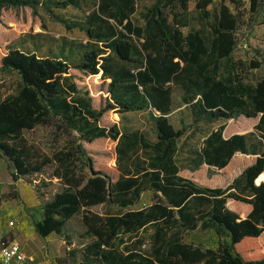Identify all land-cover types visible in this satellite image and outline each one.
<instances>
[{"label":"trees","instance_id":"trees-1","mask_svg":"<svg viewBox=\"0 0 264 264\" xmlns=\"http://www.w3.org/2000/svg\"><path fill=\"white\" fill-rule=\"evenodd\" d=\"M189 1L153 0L136 15V0H0V7H29L34 14L41 9L87 38L77 57L72 43L55 55L12 45L0 62V72L18 77L14 91L0 99V158L12 168L14 182L50 169L47 178L61 188L40 206L34 232L62 234L67 221L80 215L81 236L90 238L80 264H264V76L246 80L261 61L246 64L232 56L238 18L231 6L238 8L239 0H219L214 12L206 9L212 0H196L195 14ZM250 3L255 10L257 0ZM67 7L82 10L83 17L67 24L56 12ZM72 68L109 79L104 106H92ZM172 85L182 91L191 118L180 119V128L169 117ZM107 110L148 111L150 129L102 126ZM239 115L258 118L253 131L223 138V125L209 130L208 124ZM199 122L205 129L193 127ZM36 126L64 133L63 145L43 151L26 136ZM197 131L204 137L192 151L191 170L203 163L222 168L235 152L255 155L254 162L226 187L179 175L178 142ZM100 137L116 141L114 181L93 168L82 144ZM146 191L153 200L134 209ZM228 198L251 206L244 218L227 207ZM98 205L101 212L91 209ZM198 228L213 230L217 245L183 240Z\"/></svg>","mask_w":264,"mask_h":264},{"label":"rangeland","instance_id":"rangeland-1","mask_svg":"<svg viewBox=\"0 0 264 264\" xmlns=\"http://www.w3.org/2000/svg\"><path fill=\"white\" fill-rule=\"evenodd\" d=\"M195 1H189V10L195 14L199 11L195 9ZM251 0H239V7L231 6V11L237 13L238 25L234 32L236 44L232 52L235 60L248 64L251 60H260L258 68L247 71L246 80L254 83L264 76V0H257L255 10L251 7ZM153 0H136V15L144 11L152 4ZM219 5V0H212L206 9L214 12ZM63 17L67 24L78 21L83 17V11L67 7L56 10ZM87 41L84 33L78 28L67 29L63 24L50 19L43 10L38 9L34 14L29 7H0V56L4 48L9 43L28 51H35L39 55H55L59 53V48L63 44L73 47L72 56H78L82 51V46ZM73 81L80 90L86 91L91 97L94 108L99 109L105 104L107 82L100 77V74H88L78 69H70ZM18 77L8 72H0V99L7 93L14 91ZM184 120L187 121L184 110H181ZM180 115L170 116V122L174 127H181ZM257 117L248 118L242 115L226 119L222 123L224 126L223 135L228 136L233 133L253 131L257 122ZM118 122L125 127L144 126V112H129L119 114L114 110L105 111L99 124L110 126ZM218 123L214 124L217 125ZM29 140L35 143L46 153L52 149L63 145L65 134L50 126H36L26 133ZM195 138L191 140L197 143ZM87 154L92 160L93 168L108 174L113 180L117 176L115 170L114 141L109 138H95L91 142H82ZM241 158L233 164V176L237 175L250 162V158ZM12 168L7 160L0 158V209L1 220L6 223L11 221L9 226L12 233L8 236L15 238L25 254L31 256L36 264H80L82 262L81 248L84 243L90 240L89 237L81 236L84 230L80 221V215H76L67 221L62 234L51 233L46 237L38 236L34 232L33 219L40 217V206L48 200L52 194L61 188L56 179L49 180L50 169H45L41 174L23 176L17 184L11 177ZM189 173V172H186ZM196 175L209 185L226 187L231 177L223 170L201 168L196 170ZM44 178V182L43 179ZM15 188L17 196H14ZM153 200L151 192L143 193L133 206L134 209L149 204ZM237 203L247 207L244 202L228 199L227 206ZM93 211L101 212L102 206H93ZM239 216V215H238ZM264 242V232L262 234ZM183 240L203 247H215L218 237L213 230L196 229L183 234Z\"/></svg>","mask_w":264,"mask_h":264},{"label":"crops","instance_id":"crops-1","mask_svg":"<svg viewBox=\"0 0 264 264\" xmlns=\"http://www.w3.org/2000/svg\"><path fill=\"white\" fill-rule=\"evenodd\" d=\"M13 43H9L8 45L5 46L4 48V52L2 53V55L0 56V62H1V58L2 56L6 53L7 51V48L9 46H12ZM104 81L108 82L109 79H104ZM107 93V92H106ZM181 94H182V91L179 89V87H177L176 85H172L171 86V99H172V110L171 112L169 113V117L172 116V115H180V119H183L184 122L186 123H189L191 121V118H189V114H188V111L186 109V104H184L182 101H181ZM107 96V95H106ZM106 98V97H105ZM93 106V105H92ZM181 110H184L183 113H185L186 115V120H184L183 116H182V112ZM138 112H144V121H145V125L144 126H138V127H132V128H139L140 131H149V121H148V111H138ZM258 120V119H257ZM225 120H217L213 123H210L208 125H210V129H215L217 128L219 125H223L222 123H218V122H224ZM117 124H119L118 122H116ZM218 123L217 125H214ZM256 124V123H255ZM120 126V125H119ZM198 129L202 128V129H205V126H204V123L203 122H199L197 125L193 126V127H196ZM176 128V127H175ZM178 128V127H177ZM223 129H224V126H223ZM250 130L248 131H245V132H240V133H246V132H249ZM189 134V130L187 131V133L185 134L186 136ZM195 134H198V137H196V140H197V143L196 144H193L191 142L192 139L195 138ZM193 138H190L188 140V137L187 139H185V142H183L184 138H185V135L180 139V141L178 142V145H177V152H176V156H175V163L179 166V171H178V174L185 177V178H188V179H191L193 181H195L196 183H199L201 185H204V186H209V187H219V186H214V185H209L207 183H205L203 181L202 178L198 177L196 175V170L198 169H201V168H205V170H208V169H215V170H223L224 172H226L228 174L229 177H231V181L237 177L247 166H249L250 164H252L255 160V155L253 154H243L241 152H235L230 160L228 161V163L222 167V168H217L215 166H208L207 164L203 163L201 164L197 169L195 170H191L189 168V161L192 157V151L198 149L201 145V142H202V139H203V134H200L199 131L195 132ZM235 134V133H233ZM232 134L228 135V136H224L223 135V130H222V137L223 138H228L229 136H231ZM153 138V137H152ZM113 141V140H112ZM115 143L116 141H114V146H115ZM239 157H247V158H250V162L246 163L245 166L243 167V169L235 176H233V169H231V167L233 166V164H235L236 162H238L239 159L241 158H238ZM242 160V159H241ZM116 170V168H115ZM117 172V170H116ZM186 172H189V173H186ZM118 177V172H117V176L112 180H116ZM19 181V180H18ZM18 181H15L14 184H17ZM230 181V182H231ZM146 192H150V191H146ZM145 193V192H143ZM142 193V194H143ZM141 194V195H142ZM229 199V198H228ZM227 199V200H228ZM233 200V199H232ZM151 203V202H150ZM149 203V204H150ZM247 205V207L245 206H242L240 204H237V203H232V205L230 206V209L233 210L234 212H236L240 218H244L247 213L249 212L251 206L247 203H244ZM148 205V204H147ZM226 205H227V202H226ZM146 206V205H145ZM143 207V206H142ZM228 207V206H227ZM141 208V207H140ZM229 208V207H228ZM138 209V208H137ZM1 225H2V228L3 230L6 232V233H12L11 229L9 228V226L7 225V223L4 221V220H1ZM264 232V231H263ZM262 232V234H263ZM263 236V235H262ZM15 239V238H14ZM29 256V255H28ZM31 257V256H29ZM30 264H36V263H33V260L31 261Z\"/></svg>","mask_w":264,"mask_h":264},{"label":"built area","instance_id":"built-area-1","mask_svg":"<svg viewBox=\"0 0 264 264\" xmlns=\"http://www.w3.org/2000/svg\"><path fill=\"white\" fill-rule=\"evenodd\" d=\"M11 224L12 222L8 221L7 225L10 226ZM31 261V257L25 254L21 245L14 238L8 236L0 223V264H30Z\"/></svg>","mask_w":264,"mask_h":264},{"label":"water","instance_id":"water-1","mask_svg":"<svg viewBox=\"0 0 264 264\" xmlns=\"http://www.w3.org/2000/svg\"><path fill=\"white\" fill-rule=\"evenodd\" d=\"M262 176H263L262 179H264V173H262ZM262 179L256 180V183H258V182H259L260 180H262Z\"/></svg>","mask_w":264,"mask_h":264}]
</instances>
